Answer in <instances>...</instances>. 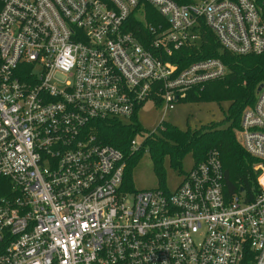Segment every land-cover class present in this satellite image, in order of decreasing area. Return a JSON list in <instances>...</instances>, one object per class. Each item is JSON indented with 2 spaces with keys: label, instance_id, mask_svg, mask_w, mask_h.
I'll return each instance as SVG.
<instances>
[{
  "label": "built area",
  "instance_id": "obj_1",
  "mask_svg": "<svg viewBox=\"0 0 264 264\" xmlns=\"http://www.w3.org/2000/svg\"><path fill=\"white\" fill-rule=\"evenodd\" d=\"M145 4L165 26L148 24ZM202 22L221 50L264 53L257 0H0V264H264V170L249 202L224 194L217 152L174 192L130 193L122 154L90 131L150 100L166 115L225 77L218 59L170 61L199 44ZM238 138L264 162V84Z\"/></svg>",
  "mask_w": 264,
  "mask_h": 264
},
{
  "label": "trees",
  "instance_id": "obj_2",
  "mask_svg": "<svg viewBox=\"0 0 264 264\" xmlns=\"http://www.w3.org/2000/svg\"><path fill=\"white\" fill-rule=\"evenodd\" d=\"M179 6L193 4V0H172ZM264 21V0H257ZM147 22L152 26H165L164 19L157 11L145 4ZM130 31L144 44L149 42L142 22L132 17ZM201 41L192 47H184L170 61L184 69L187 65L201 60L218 59L228 69V74L215 81L195 87L185 92L179 102L229 104L225 119L197 131H182L167 123H162L158 134L146 133L138 121V114L130 122L100 120L90 125L96 141L116 149L123 156L125 164L123 188L130 193L133 189L131 175L139 165L146 149L154 164V172L159 181L165 178L164 162L169 159L173 169H181L183 160L191 155L195 164L204 162L211 152L219 154L225 174L224 194L228 199L242 196L252 201L259 192L258 179L263 173L264 162L251 157L239 142L238 134L244 112L255 105L258 88L264 84V53L261 55L234 56L221 50L213 33L202 22ZM178 102V103H179ZM144 134L145 141L140 148L132 150L131 143L137 135ZM261 166V167H260ZM1 185L10 183L2 180ZM243 189V193L240 190ZM3 194L0 193V196Z\"/></svg>",
  "mask_w": 264,
  "mask_h": 264
},
{
  "label": "rangeland",
  "instance_id": "obj_3",
  "mask_svg": "<svg viewBox=\"0 0 264 264\" xmlns=\"http://www.w3.org/2000/svg\"><path fill=\"white\" fill-rule=\"evenodd\" d=\"M203 1L206 0H193L194 3H202ZM174 106L175 109L165 115V105L150 100L139 111L138 121L146 133L149 134H158V128L162 120L182 131H197L213 123L223 122L225 119L224 112L227 111L229 104L179 102ZM145 137L144 134H140L134 140L139 146H142ZM194 164L193 157L189 155L183 160L182 168L176 170L170 166L169 159H165L164 169L166 175L161 183L154 172V164L147 148L139 165L132 172L133 189L135 191L162 189L174 192L181 185L185 175L193 168Z\"/></svg>",
  "mask_w": 264,
  "mask_h": 264
},
{
  "label": "water",
  "instance_id": "obj_4",
  "mask_svg": "<svg viewBox=\"0 0 264 264\" xmlns=\"http://www.w3.org/2000/svg\"><path fill=\"white\" fill-rule=\"evenodd\" d=\"M262 89V85L258 88L257 92L259 93ZM241 193H243V189L240 190Z\"/></svg>",
  "mask_w": 264,
  "mask_h": 264
},
{
  "label": "bare ground",
  "instance_id": "obj_5",
  "mask_svg": "<svg viewBox=\"0 0 264 264\" xmlns=\"http://www.w3.org/2000/svg\"><path fill=\"white\" fill-rule=\"evenodd\" d=\"M261 183L264 184V178L261 179Z\"/></svg>",
  "mask_w": 264,
  "mask_h": 264
}]
</instances>
